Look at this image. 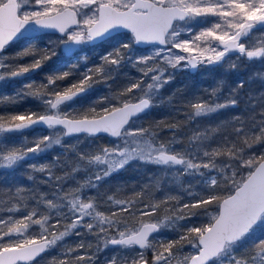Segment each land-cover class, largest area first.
<instances>
[{"label":"snow or ice","instance_id":"snow-or-ice-1","mask_svg":"<svg viewBox=\"0 0 264 264\" xmlns=\"http://www.w3.org/2000/svg\"><path fill=\"white\" fill-rule=\"evenodd\" d=\"M208 17L216 19L209 22ZM198 18L207 22L208 27L198 32L188 28V38H182L184 29L180 25L191 24ZM41 29H54L61 33L63 38L59 43L69 53L76 46L109 39L113 32L120 30L131 33V42H121L107 52L101 57V64L87 68L79 81L68 87L61 88L58 81L68 78L70 71L48 75L47 83L27 84V94L40 99L45 112L26 111L0 115V133L21 132L34 125L49 129L59 126L64 130V135L87 133L93 136L106 133L117 138L118 142L111 148H101L95 155H79V159L93 169L92 175L75 189L54 192V200L44 201L48 214H41L34 219L37 211L33 209L23 219H0V264L31 262L78 226L86 228L90 233L95 229L94 234L103 240L105 248L109 245L126 249L133 246L139 249L151 248L152 264H225V257L226 264H264V236L254 237L258 227L264 228V153L247 154V150L255 145H264V93L249 96L250 107L256 109L259 106V110L248 121L233 116L229 122L233 125L231 132L217 140L215 146L210 142L221 127L219 125L194 132L188 139V146L182 151L171 146L179 142L175 137L166 145L159 141L157 132L150 128L126 127L133 117L154 106L153 99L159 89L170 81L171 75L165 77V67L161 66V62L173 68L186 62L187 66L195 68L198 63H221L230 53H237L249 61H264V0H0V54L25 33ZM256 32L260 35L252 39ZM201 43L206 46L201 47ZM133 44L163 47L157 48L150 55L132 58L126 50H130ZM176 49L188 56L176 53ZM55 55L56 52L48 48L35 51L28 47L17 53V56H33L34 59L26 65L15 67L4 63L5 58L0 56V80L6 76L15 78L35 72L42 67L43 62ZM125 59L139 66L142 78L131 82L113 98L119 101V106L103 97L101 100L108 103L100 112L93 107L83 113L81 118H73L70 102L86 93L99 80L111 78L112 72L118 71ZM145 78L151 82L144 84ZM243 84L240 81L238 87L242 88ZM134 90L138 91L134 95H127L134 93ZM216 91L218 89L211 93L213 97ZM189 104L192 112L188 119L195 120L235 107L238 100L233 91L223 102L197 98L189 101ZM62 105L66 108L62 109ZM162 123L158 122L157 127ZM165 127L175 130L177 126L172 123ZM60 142L59 137L53 139L44 136L32 146L6 145L0 148V168H12L29 154L38 155L50 147L51 143ZM218 157L222 158L220 163H217ZM132 160L175 169L177 182L184 175L204 176L201 170H207L210 174L206 181L208 186L222 189L227 194L218 195L213 192L206 197L200 196L191 204L176 207L173 209L176 213L173 222L191 218L195 215L193 209L204 208L207 211L206 206L213 203L217 205V210L207 225L189 226L176 240L150 242L149 236L158 232L164 222L147 223L139 219L137 213L140 217L151 216L161 203L167 204L168 200H175L176 197L167 196L159 203L144 204L145 209H151L149 212L136 207L142 202L138 199L140 193H136V199L126 200H113L109 196L108 200L120 206L121 212L132 210L128 217H123L118 212L105 215L98 210L99 205L94 202V197L83 195L85 189L97 188L100 181L120 171ZM31 167L34 171H46V166ZM243 169H247L244 175L240 171ZM78 170L79 165L73 169V173ZM21 191L18 187L16 194L19 195ZM63 208H67V212L59 211ZM52 209L57 210L54 223H50L53 219ZM8 211H19V208L13 206ZM133 218L137 219L138 228L129 227L128 221ZM62 220L71 222L62 224ZM30 225L40 226L42 231L38 236L24 237ZM59 227H63L64 231L57 235ZM50 230L51 239L46 234ZM111 230L116 231L115 236L107 235ZM14 234L17 237L15 239ZM183 242L196 249L195 253L181 257L179 252ZM241 246L244 254L237 255L235 250ZM81 248H85L83 243L69 248L68 253ZM99 251L101 248L98 245L95 252L87 256L77 254L74 260L81 262L87 259L89 264H96ZM60 264H68L67 259L60 261ZM104 264H148V261L143 252H137L130 257L113 255Z\"/></svg>","mask_w":264,"mask_h":264},{"label":"trees","instance_id":"trees-1","mask_svg":"<svg viewBox=\"0 0 264 264\" xmlns=\"http://www.w3.org/2000/svg\"><path fill=\"white\" fill-rule=\"evenodd\" d=\"M112 39V38H111ZM110 40V39H109ZM108 40V41H109ZM103 42L96 46H86L87 51L90 53L91 56L95 54V50L97 48H101L100 55L106 53L109 49L107 46V42ZM25 42L23 40H19L11 45L13 46H21L24 45ZM10 48V45L5 49L7 51ZM136 52L146 51L147 49H140L134 47ZM42 48H37L36 51L41 50ZM4 51V52H5ZM128 54V51L126 50ZM26 59L33 60L34 57L27 56ZM88 60V66L93 67L95 66V60L93 58H86ZM13 61L15 62L13 64ZM11 63L13 66L23 63L21 58L17 56ZM75 64V67H67L66 65ZM80 62H74V58L68 57L67 59H56L53 56L50 60L43 62L42 69L35 71V73L31 77H25L23 79L9 78L8 80H4L0 83V115H10V114H21L24 112H37V113H44L45 107L41 105V100L28 95V90H24L23 85L26 83L35 82L36 85H40L42 83H47L46 77L48 75H52L56 72H64L70 71V76L62 81H58L64 87L70 86L74 82H78L81 78L80 69L79 68ZM217 70V71H216ZM7 72V71H5ZM216 72L219 73L217 67L211 65L206 67H199L196 70H184L182 71L181 75H176L171 77L170 81L166 83V87L164 88V92L159 96H156L155 101H159L158 106H153L148 112V120L146 121V125L151 130L157 132V134L162 133H169L170 131H177L181 135V129L187 128L192 125H197L199 123V119L201 117H197L195 120H189L188 116L191 114L192 109L190 107L189 101H195L197 98L203 99L206 101L215 102L216 98H221L216 93V96H209L210 93L213 91L214 85L218 82L217 79H214L212 74ZM135 70L131 67L122 68L118 71L112 72V77L114 80H110L109 87L103 88V85L106 84V81L99 80V82L94 83L92 85L93 91L90 89V92L86 94L83 99L86 101L82 107L80 108L79 113L72 114L73 117H81V115L85 112H88L89 109L95 107L97 112H100L103 106H107V103L101 104L100 102H96V99L102 98L105 94L111 97L113 103H117V100L113 99L115 94L118 95L123 91V89L128 86L131 82H134L136 77L134 76ZM47 75L46 77L41 78V76ZM125 83V84H124ZM124 84L125 86L123 87ZM219 88V86H218ZM264 86H259L258 89L254 92L255 96H258L260 92H262ZM120 90V91H118ZM136 90H134L135 92ZM132 94V93H131ZM112 95V96H111ZM130 95V94H127ZM100 101V100H97ZM91 102V103H90ZM255 113L253 110H249L247 103L243 99L242 101H238V104L235 107H229L220 110V112H225L222 115V118L219 120H214L211 115L207 116L205 120H203V124L208 125L209 127H217L218 125L221 126V130L223 133H218L216 140L222 137L225 134L231 132L233 125L229 123L232 120L233 116H240L245 121H248L251 117L250 112ZM91 116V114L89 113ZM163 122L160 127H157L158 122ZM172 123L176 124L175 130H170L165 125H170ZM38 126L27 129L28 133H35L38 130ZM31 138V137H30ZM28 138V139H30ZM75 137L68 138L71 140ZM100 137H92V139H97ZM104 139H108V137H102ZM42 139V138H41ZM12 140V138H11ZM40 140L39 138L36 139ZM26 141V140H25ZM24 141V143H25ZM19 140L15 139V142L10 144V140H6L0 137V148H4L6 145H16L18 146ZM34 143V142H33ZM28 146L33 145L32 142L26 141ZM216 142L213 143L215 146ZM263 147L261 153H264V145H260ZM174 149L177 150L176 145L172 146ZM178 147V146H177ZM259 152V155L261 154ZM58 155V158H61L62 155L54 154L48 157L46 154L41 155L34 159L35 163H40L42 166H49L50 164V173L52 175V180L56 181V177L59 176L60 165L54 162V157ZM70 158H75V154H70ZM60 160V161H61ZM76 161V159H75ZM31 161H26L25 164H29ZM49 164V165H48ZM49 168V167H46ZM47 170V169H46ZM165 168L161 166H154L150 164H145L139 161L131 162L127 164L123 169L111 175L105 182L101 185V197L99 198L98 210L103 212L105 215H110L112 212H118L120 216L128 217L129 213L132 211L131 209L129 212H121L120 206L115 205L113 201L108 200V197H113L115 199L126 200L129 198L136 199V193H140L139 200L142 201L136 205L141 211H151L150 208L145 209L144 204H155L159 203L160 201L164 200L165 197L170 196L167 195L166 191H175L176 193H180L183 195H191L192 198L188 201L190 204L195 200L199 199L200 196H208L215 192L218 195H226L227 193L222 189L211 188L208 184H205V178L209 176V173H206L201 181H198L196 178H189L187 180L185 178L183 181H175L173 178L168 179L169 176L165 173ZM49 171V170H48ZM49 172H39L33 171L28 168V166H21L18 168H12L10 170H0V219L7 220L9 217H12L13 220L16 219L15 215L19 213L18 218L22 219L23 215L26 213H30L33 209L37 211V217L41 214H48L49 210L47 205L44 201L46 200H54L53 193L57 192L58 190L66 191L64 186L62 187L61 184L55 183V186L51 188V190L44 191L45 184L43 181L45 177H47ZM31 177V179L29 178ZM74 183V182H73ZM60 186V188H59ZM21 188L22 191L19 195L16 194V189ZM72 187V183L70 182L68 188ZM43 194V200H41V195ZM184 196V197H185ZM21 197H23L21 199ZM172 197V196H171ZM176 197V196H173ZM184 197L183 200H184ZM175 200H168L167 204L161 203L159 208L154 212L151 216H139L137 213V217L142 219L144 222L147 223H160L163 221V228H166L171 225L169 224L171 219H166V217H171L173 215V209L178 206V202L176 203ZM185 201V200H184ZM55 202V201H54ZM16 206L19 208V211H12L9 212L8 209ZM109 207V211H105V207ZM204 210V208L200 209H193V211ZM56 209H52L51 213L53 219L50 220V223L55 222V212ZM61 212H67V208L59 209ZM70 220H62V224L70 223ZM128 224L132 226V228H138L139 223L137 219H129ZM174 224V222L172 223ZM33 228H37L35 235L42 231L39 225H32ZM6 230V229H5ZM60 231H64L63 227H59L56 234L58 235ZM79 233V234H77ZM88 232V230L84 227H77L71 231V233L65 236L57 245L62 244L65 242L67 245L64 247H59L60 253L58 255H54V257H49L43 264H60V261L67 259L68 264H89L88 260L85 259L84 261L78 262L74 260L76 254L73 256L63 255L61 252H64L65 249L75 248L80 243L85 245V248L81 249L83 253L86 252H94V243L98 239L97 235ZM48 238L51 239V230L49 233H46ZM107 235L115 236L116 231L111 230ZM35 236V237H36ZM264 236V228H258L256 233L254 234L255 238H259ZM170 237V236H169ZM167 239V238H166ZM164 239L163 242H168L173 240L170 237V240ZM5 238V242H6ZM174 240H176L174 238ZM90 243L87 246V243ZM184 243V242H183ZM187 246V242L185 243ZM90 246V247H89ZM79 252V250H77ZM55 253V252H54ZM45 258V256H42ZM149 261H151L150 255L148 256ZM40 260V259H39ZM38 260V261H39ZM38 261L33 262L32 264H36ZM96 264H100L98 260H96Z\"/></svg>","mask_w":264,"mask_h":264},{"label":"rangeland","instance_id":"rangeland-1","mask_svg":"<svg viewBox=\"0 0 264 264\" xmlns=\"http://www.w3.org/2000/svg\"><path fill=\"white\" fill-rule=\"evenodd\" d=\"M215 19L216 18H214V17H208L209 22L214 21ZM180 27L182 29H184V33H182V38H188V36L186 35L188 28H192L194 32H198L199 30L208 27V23L205 22L204 20L198 18L196 21L192 22L191 24H187V25L181 24ZM259 35H260V33L256 32L255 36H253L252 39H255ZM62 38H63V36L48 34V35L40 36L34 40L23 39V41L25 42L24 45H21V46L10 45V48L7 51H5L4 53L0 54V56L5 58L3 61L4 63H6L12 67H15V66H13V64L15 63L13 60L15 58H17V53L21 52L25 48L31 47L35 51L37 48H42V49L48 48V49L54 50L56 52V55H55L56 59L59 58V59L65 60L68 57H72V58H74V62H80L78 69H80L79 75H81L87 68H89V66L87 65L88 60L86 58L96 59L95 60V66L99 65V64H101V57L103 55H105L107 52L112 51L113 48L119 46V44L121 42H129V43L131 42V34L130 33H122V34L116 35L115 37H113L112 39H110L107 42V46H109V49L107 50L106 53H103L101 56H98V55H100L101 48H97L95 50V54L93 56H91L90 53L86 49V46H88L89 44L80 46V48L77 49L72 55H68L65 52L64 47L59 43V41ZM133 46L136 47L133 44L131 49L127 50L128 51L127 55L131 56L132 58H136V57L144 56V55H150L157 48H160V47H152L150 49H147L146 51L144 50L142 52H136L134 50ZM205 46L206 45L201 43V47H205ZM194 47H195V45H194ZM174 51L176 53L188 56L187 53H181L180 50H178V49H176ZM26 57L27 56L21 58V61H23V63L18 64V65H26L30 61H32V60L26 59ZM190 58L191 57H189V59ZM11 61H13V64L11 63ZM125 65L127 67H131L135 70L134 76L136 77L135 78L136 80L142 78V73L139 71V66H134L130 60L125 59L119 68L120 69L125 68ZM211 65L217 67V69L219 70V73L214 72L212 74L214 79L218 80V82H216V85H214L213 90L218 89V91H216V93L218 94V92H220L219 96L221 97V98H216L215 101L219 100L220 102H223L229 96L230 93L235 91V98L238 101H242L244 99L248 105L249 110H253L254 112H257L259 110V106H257L256 109H253L250 107V101L248 98H249V96L255 97L254 92L258 89V87L264 86V61H260V60L249 61L245 57L239 56L237 53H230L225 57L224 61L221 63H216V64L198 63L197 68L211 66ZM233 65H235V67H233ZM161 66L165 67V72H164L165 77L169 76V74L171 75V77L179 75V74L181 75L182 71H184V70H192L190 68L191 66L186 65V62H181V64L175 68L170 67V66H166L163 64V62H161ZM41 69H42V67L37 69V70H41ZM4 71H7V70H4ZM34 73L35 72H32V73L26 74L25 76H21V77H17V78H19V79H23L25 77L28 78V77H31ZM46 76L47 75H44V76L42 75L41 78L46 77ZM8 79L9 78H7V76H6L5 79L0 80V83H2L4 80H8ZM110 80H114V77L104 80V81H106V84L103 85V88L109 87ZM240 81L244 82L242 88L238 87V84ZM150 82H151L150 80H148L146 78L144 79V84H147ZM27 84H29V83H26L25 85H23L24 90H28L25 87ZM58 84L60 85L61 88H64V85H62L59 82H58ZM124 84H122L123 87L125 86ZM218 86H219V88H218ZM165 87H166V84H164L159 89V92L157 93L156 96H159L162 93V90L164 92ZM90 89L93 91L92 87ZM262 90L263 91L260 92V94L264 93V89H262ZM118 91H120V90H118ZM136 91H138V90H136ZM135 92L130 94V95H134ZM130 95H128V96H130ZM116 96L117 95L115 94L114 97H116ZM156 96L153 99V105L158 106L159 101L158 102L155 101ZM103 97H107V98H109V100L111 99V97H109L107 94H105ZM125 98H127V97H125ZM97 100H100V101H97ZM85 102L86 101L83 98L70 102L72 105V114L79 113L78 110H80V108L82 107V105ZM96 102H100L101 104H103V103H107L108 101H102L101 98H98V99H96V101L94 103H96ZM40 103L42 106H44L42 102H40ZM117 103H119L118 100H117ZM104 107H106V106H103L102 108H104ZM61 108L64 109V108H66V106L62 105ZM149 110L147 112H145L144 114H142L141 116H139L137 119H135L130 124L129 127L133 128V129L141 128V127L142 128H148L146 125V121L148 120ZM224 113L225 112L222 113L219 110L218 112L211 113L209 115H211V117L217 121L220 118H222V115ZM250 114L252 116L255 113H253L251 111ZM205 118H207V116L201 117L199 119V123L197 125H192V126H189L187 128H182L181 129V135L177 131H170L167 134L161 132V134H157V138L159 139V141H161L162 143L167 145L172 140V138L175 137L176 140H178L179 142L173 143L171 146L176 145L177 150L182 151L183 149H185L188 146V139H189V137H191L193 135L194 132L203 131L204 128L209 127L208 125L204 126V124L202 122L203 120H205ZM221 129L222 128H218V131L215 134L214 138H216L218 133H221V134L223 133V131ZM25 130H27V129H25ZM25 130H23L21 132L0 133V137L3 139H6V140H10V144L14 143L15 139H18L19 140L18 146L27 145L26 141L32 142V144H34L33 142H35L37 138L41 139L44 136H50L53 139H55L56 137H59L60 141H61L60 144L51 143L50 147H47L45 149V151L40 152L38 155L29 154V156L26 159L20 161L16 166L12 167V168H18L21 166H26V167L28 166V168H30V170H33V168L31 167L32 165L42 166V164H40V163H38V164L35 163V161H34L35 158H37L41 155H45V154L48 157H50V155H54L55 153L62 155V160H61V158H58L59 157L58 155H56L54 157V162H56V164L58 163L60 165V171H59L60 174L58 177H60L61 179L60 180L55 179L56 181H54V180H52V175L49 176V174H47V177H45V180L43 181V183L45 184V188H43L44 191L51 190V188L53 186H55V183L61 184L62 187L64 186L66 191L69 189L68 186H69L70 182L72 183V187L70 189L77 188L78 185L83 184L88 179V177L92 175V172H93V169L90 166H88L84 161H81L79 159V155L84 154L86 157L91 156V155H95L100 151L101 148H103V147L111 148L118 142L117 139H104L102 137L94 140V139H92V137L87 136V135L77 136L71 140H68V138L63 134L64 130L60 127H56L53 129H49V128L38 129L35 133H28ZM11 138H12V140H11ZM28 138H30V139H28ZM220 138H218L217 140H219ZM24 141H25V143H24ZM215 142H216V140H212L210 143L212 144V146H214L213 143H215ZM262 149H263V147H261L260 144H257L253 148L248 149L247 154L255 153L256 155H259V152L261 153ZM70 154H73V155L75 154V158H70V156H71ZM75 159H76V161H75ZM205 159H207V158H205ZM221 159L222 158L218 157L217 163H220ZM28 160H30L31 162L29 164H25L26 161H28ZM135 161H139V160H132L129 163L135 162ZM139 162H142V161H139ZM142 163H145V162H142ZM145 164L157 166V165L151 164V163H145ZM50 165L46 166V167H49V171L47 169L46 172L50 173V167H51ZM78 165H79L80 170L73 173V169L76 168ZM12 168H0V170H5V169L10 170ZM165 169H166L165 173L169 176L168 179L173 178L176 181L177 173H176L175 169H167V168H165ZM201 171H203L205 174L208 173L207 170H204V169H202ZM240 171H241V174L244 175V174H246L247 169H243ZM115 173H117V172H115ZM203 177L204 176H199V175H184V176L180 177L179 181L184 182L185 178L187 180H189V178H196L198 181H201ZM108 178L100 181L98 184V187L95 189H93V188L85 189L83 191V195L94 197L95 198L94 202L98 205L99 198L101 197V185ZM93 179H94V177H93ZM208 179H209V176L204 179L205 182ZM205 184H207V183H205ZM59 188H60V186H59ZM166 192H167V195H170L172 197L176 196L178 198L176 200V203L178 202L177 203L178 206H176V207L182 206L185 203L190 204L188 201L192 198L191 195L187 194L185 196L183 194L176 193L175 191H173V192L166 191ZM182 197H184L185 201L183 200ZM206 207H207V211H205V210L193 211L192 210L193 212H195V215H193L191 218H186L184 220L175 221L174 224H172V223L174 221V216L176 215V213L172 212L173 215L171 217H173V219H171V221L169 223L171 225H169L167 227V229L160 227L158 234L153 236L152 239L150 240V242L155 243L157 241H163L166 238H167L166 240H170V237H172L173 240H174V238L178 239V237L182 233H184L186 231L187 227H189V226L207 225L210 222L211 216L216 214L217 205L215 203H213L212 205L206 206ZM105 211H109L108 206L105 207ZM185 211H188V210H185ZM28 214L29 213H26V215H28ZM26 215H23V217ZM18 216H19V213H17L15 215V217H17V218L14 220H18L19 219ZM23 217H22V219H23ZM25 222L27 223V221H25ZM128 225H129V227H132L130 224H128ZM257 229H256V231H257ZM121 230H123V229H121ZM36 231H37V228H33L32 225H30L27 232L24 233V237H29V236L35 237ZM256 231H255V233H256ZM24 237H20V238H24ZM15 238H17V237L14 234L13 239H15ZM6 239L8 240L7 237H6ZM7 240H6V242H7ZM60 241L61 240L57 241L55 246L49 248L48 251L44 255H42V256H45V258L41 259V257H42L41 256L39 258L40 260L38 259L39 261L36 260V261H38L36 264H43L45 262V260H47L49 257L52 258V257H54V255H58V252L60 253V250L58 248L64 247L67 245L65 242H63L62 244L60 243V245H57ZM185 243L186 242L183 243V247H182L181 251L179 252V255L181 257L184 255L194 254L196 251V249H194L189 244L187 246H185L186 245ZM89 244L90 243L88 242L87 246ZM98 245L101 248V251H99L97 253L98 259H96V260H98L100 262V264H104L105 260L107 258L113 256V255L118 254L121 257H130V256H134L137 252H143L145 259L148 261V264H152L153 251L151 248L139 249L137 246H133L131 249H126V248H121V247L112 246V245H109L108 247L105 248L103 246V240L97 239L94 243V246H93L94 252L96 251ZM81 249H83V248H81ZM81 249H78L79 252L74 251L70 254L68 253V249H65L64 252H61V254L68 255V256H73V254H76V255L79 254V255L87 256V255H90L92 253V252L91 253L90 252L83 253L81 251ZM235 251H236L237 255L244 254L243 246L236 248ZM149 255L151 257V261H149V258H148ZM223 259L225 260V264H226L227 257H225ZM32 263H30V264H32ZM174 264H175V262H174Z\"/></svg>","mask_w":264,"mask_h":264},{"label":"water","instance_id":"water-1","mask_svg":"<svg viewBox=\"0 0 264 264\" xmlns=\"http://www.w3.org/2000/svg\"><path fill=\"white\" fill-rule=\"evenodd\" d=\"M71 30V29H70ZM122 33H130V32H128L127 30H120L119 32H113V34H112V37L111 38H113L114 36H116V35H118V34H122ZM48 34H53V35H58V36H63L61 33H59V32H57L56 30H54V29H41V30H38V31H29V32H27V33H25L24 34V36H22V37H20L19 39H17V40H14L12 43H10L9 45H11V44H13V43H15V42H17V41H19V40H23V39H27V40H34V39H37L38 37H40V36H43V35H48ZM131 34V33H130ZM111 38H109V39H111ZM109 39H105V40H97V41H95L94 43H92V44H89L90 46H96V45H99V44H101V43H103V42H106V41H108ZM8 45V46H9ZM135 45V44H134ZM7 46V47H8ZM137 48H140V49H147V48H151V47H163V46H161V45H155V44H139V45H135ZM6 47V48H7ZM80 48V46H76L74 49H73V51L71 52V53H69L65 48H64V50H65V52L68 54V55H72L77 49H79ZM5 51V50H4ZM191 59V58H190ZM197 67H198V64H197V66L195 67V68H193V67H190L192 70H196L197 69ZM90 92V89L86 92V93H84L83 95H85V94H88ZM83 95H81V96H83ZM78 97H80V96H78ZM78 97H76L75 99H77ZM74 99V100H75ZM133 102H135V101H133ZM148 111V110H147ZM146 111V112H147ZM145 113V112H144ZM144 113H141V114H138L136 117H133L130 121H129V123L134 119V118H137V117H139V116H141L142 114H144ZM36 126H40V125H34V126H32V127H30V128H28V129H32V128H34V127H36ZM126 127H128V125L126 126ZM84 134H87V133H78V134H72V135H65L67 138H72V137H77V136H80V135H84ZM97 135H109V134H106V133H100V134H97ZM109 136H111V135H109ZM112 137V136H111ZM113 138H115V137H113ZM155 233H157V232H155ZM155 233H152L150 236H149V239L155 234ZM41 243H43V241H40ZM138 247V246H137ZM139 248V247H138ZM48 250H46L45 252H43V253H41L39 256H37L36 257V259L35 260H33V261H31V262H20V264H30V263H32V262H35L36 260H38L42 255H44L46 252H47Z\"/></svg>","mask_w":264,"mask_h":264},{"label":"bare ground","instance_id":"bare-ground-1","mask_svg":"<svg viewBox=\"0 0 264 264\" xmlns=\"http://www.w3.org/2000/svg\"><path fill=\"white\" fill-rule=\"evenodd\" d=\"M53 35V34H52ZM152 48V47H151ZM213 92V91H212ZM211 92V93H212ZM211 93H210V97L212 96L211 95ZM86 95V94H85ZM85 95H83V96H80V97H78L77 99H81V98H83ZM219 95H220V93H219ZM77 99H75V100H77ZM75 100H73V101H75ZM74 118H76V119H79V118H81V117H74ZM138 118V117H137ZM137 118H134L130 123H129V125H128V127L130 126V124L135 120V119H137ZM57 127H59V126H57ZM38 128L39 129H44V128H47L46 126H42V125H40V126H38ZM61 128V127H60ZM84 135H87V136H90V135H88V134H84ZM80 136H83V135H80ZM90 137H108V139H117V138H113V137H111V136H109V135H93V136H90ZM46 169H48L49 170V168H46ZM160 230V229H159ZM159 232V231H158ZM158 232L157 233H155L153 236H155L156 234H158ZM152 236V237H153ZM152 237L149 239V241L152 239Z\"/></svg>","mask_w":264,"mask_h":264}]
</instances>
